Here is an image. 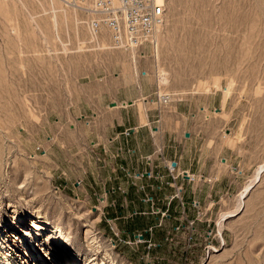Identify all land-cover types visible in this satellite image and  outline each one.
<instances>
[{
	"label": "rangeland",
	"instance_id": "1",
	"mask_svg": "<svg viewBox=\"0 0 264 264\" xmlns=\"http://www.w3.org/2000/svg\"><path fill=\"white\" fill-rule=\"evenodd\" d=\"M88 17L0 0V264H264V0H166L141 51ZM114 97L166 110L167 149L191 173L114 171Z\"/></svg>",
	"mask_w": 264,
	"mask_h": 264
},
{
	"label": "crops",
	"instance_id": "2",
	"mask_svg": "<svg viewBox=\"0 0 264 264\" xmlns=\"http://www.w3.org/2000/svg\"><path fill=\"white\" fill-rule=\"evenodd\" d=\"M101 89L108 90L104 84ZM114 101L124 100L114 97L105 103V157L111 162L114 171L130 168L135 164L144 174L152 176L154 173L156 178L160 167L168 172L166 163L176 162L174 170L182 167L181 162L171 156L167 149L171 138L167 137L169 132L164 120L168 116L166 110L160 108L159 113L154 114L149 108L142 115L136 105L114 107ZM187 144L188 140L182 143L183 151ZM181 171L191 173L190 169L184 167Z\"/></svg>",
	"mask_w": 264,
	"mask_h": 264
},
{
	"label": "built area",
	"instance_id": "3",
	"mask_svg": "<svg viewBox=\"0 0 264 264\" xmlns=\"http://www.w3.org/2000/svg\"><path fill=\"white\" fill-rule=\"evenodd\" d=\"M72 3L88 13L90 32L104 33L116 49L141 51L153 45L165 22L164 0H72ZM160 99L165 101L168 96H158L159 103ZM174 169L172 163L167 164L168 172ZM187 175L188 180H194L193 175Z\"/></svg>",
	"mask_w": 264,
	"mask_h": 264
},
{
	"label": "bare ground",
	"instance_id": "4",
	"mask_svg": "<svg viewBox=\"0 0 264 264\" xmlns=\"http://www.w3.org/2000/svg\"><path fill=\"white\" fill-rule=\"evenodd\" d=\"M63 2H66V3H69L70 5H72V6H76L75 4H73L72 3V0H62ZM71 1V2H70ZM164 4H165V8H166V0H164ZM86 5H88L89 7L91 6V4L90 3H86ZM76 7H78V6H76ZM79 8V7H78ZM165 20H166V14H165ZM164 25V24H163ZM162 25V26H163ZM162 28V27H161ZM161 28H160V30H161ZM159 30V31H160ZM157 36H158V34H157ZM155 42H157V37H156V41ZM154 42V43H155ZM133 50V49H132ZM164 81V80H163ZM166 96H168V99H166L165 101L163 100V99H160V101H161V103H163V104H167L168 102H170V99H171V97H170V95H166ZM162 97H165V95H163V96H161V98ZM264 171V164L258 169V172H257V178L259 179L260 178V175L262 174V172ZM250 188V187H249ZM245 195V193H242V195H241V202H240V206L239 207H242V204L244 203L243 202V199H244V196ZM244 205V204H243ZM233 215V214H232ZM56 237H59L60 238V236H57V235H55V234H50L49 235V240H53V239H56ZM54 259V258H53ZM70 264H75V263H70Z\"/></svg>",
	"mask_w": 264,
	"mask_h": 264
},
{
	"label": "water",
	"instance_id": "5",
	"mask_svg": "<svg viewBox=\"0 0 264 264\" xmlns=\"http://www.w3.org/2000/svg\"><path fill=\"white\" fill-rule=\"evenodd\" d=\"M185 136L188 137V136H189V133L186 132V133H185ZM175 165H176V162L173 161V162H172V166H175Z\"/></svg>",
	"mask_w": 264,
	"mask_h": 264
}]
</instances>
